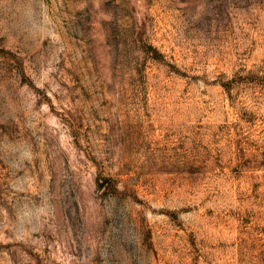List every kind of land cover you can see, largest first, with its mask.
Wrapping results in <instances>:
<instances>
[{"label": "rangeland", "instance_id": "374dc122", "mask_svg": "<svg viewBox=\"0 0 264 264\" xmlns=\"http://www.w3.org/2000/svg\"><path fill=\"white\" fill-rule=\"evenodd\" d=\"M0 264H264V0H0Z\"/></svg>", "mask_w": 264, "mask_h": 264}]
</instances>
